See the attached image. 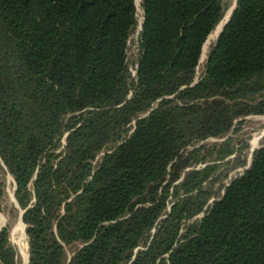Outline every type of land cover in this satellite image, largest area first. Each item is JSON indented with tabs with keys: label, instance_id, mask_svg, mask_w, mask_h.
<instances>
[{
	"label": "trees",
	"instance_id": "trees-1",
	"mask_svg": "<svg viewBox=\"0 0 264 264\" xmlns=\"http://www.w3.org/2000/svg\"><path fill=\"white\" fill-rule=\"evenodd\" d=\"M137 2L0 0V211L8 173L29 264H264V0L204 64L223 0Z\"/></svg>",
	"mask_w": 264,
	"mask_h": 264
},
{
	"label": "rangeland",
	"instance_id": "rangeland-1",
	"mask_svg": "<svg viewBox=\"0 0 264 264\" xmlns=\"http://www.w3.org/2000/svg\"><path fill=\"white\" fill-rule=\"evenodd\" d=\"M223 3L226 5V13L224 16V20L228 16V14H232V11L235 9L236 6V0H223ZM138 5V17H141V4L140 1L137 2ZM140 5V6H139ZM140 21V19H139ZM221 22V23H222ZM220 26V25H219ZM218 26V27H219ZM216 31V30H215ZM215 32L210 36L208 39L207 43L204 46V51H203V56H202V64H204L207 55L210 51V48L213 43L216 42L217 38L214 36ZM137 33L133 37V42L131 44V54L136 55L137 54ZM133 73H135V70L132 68ZM201 73V68L198 70V75ZM256 120H262L263 125H264V118L263 117H257L255 118ZM264 141V127L256 130L252 134L251 140L249 141L250 143V149H249V154H248V166L251 161V156H252V151L255 148L261 147ZM255 147V148H254ZM245 168H240L237 169L236 171L232 172L229 175V178L224 182V184H228L233 178L236 176H239ZM2 178L6 182V196L3 202V210L0 211V227L1 228H9L10 229V240L11 243L16 247L18 250L21 258H22V264H27L29 260V243H28V238L26 234V226L24 223L23 226L20 225L21 221V213L19 214L18 211H15L13 207L16 205V199H15V182L13 178L8 174V173H2L1 174ZM223 192L220 193V195ZM217 198H214L210 201V204ZM203 215L197 217V218H202ZM19 228V229H18Z\"/></svg>",
	"mask_w": 264,
	"mask_h": 264
},
{
	"label": "water",
	"instance_id": "water-1",
	"mask_svg": "<svg viewBox=\"0 0 264 264\" xmlns=\"http://www.w3.org/2000/svg\"><path fill=\"white\" fill-rule=\"evenodd\" d=\"M136 1H137V0H136ZM237 3H238V0H236V6H235V9L232 11V14H231L230 18H229V20L226 22V24L224 25V27H223L221 33L224 31V29L226 28V26H227L228 23L230 22L231 17H232V15L234 14V12H235V10H236V8H237ZM140 4H141V1H140ZM142 26H143V23L141 24V29H142ZM141 29H140V30H141ZM221 33H220V34H221ZM260 148H261V147H258V148H256V149H254V150L252 151V154H254V152H255L256 150L260 149ZM249 166H250V164H249ZM249 166H248V167H249ZM248 167H247V168H248ZM22 215H23V212L21 213V221H22V223H23ZM27 264H29V260H28V263H27Z\"/></svg>",
	"mask_w": 264,
	"mask_h": 264
},
{
	"label": "bare ground",
	"instance_id": "bare-ground-1",
	"mask_svg": "<svg viewBox=\"0 0 264 264\" xmlns=\"http://www.w3.org/2000/svg\"><path fill=\"white\" fill-rule=\"evenodd\" d=\"M138 1H141V0H138ZM139 6H140V5H139ZM230 16H231V14H228V16L226 17L225 21H223V22L220 24V26L216 29L215 34H214L215 37H218V36L220 35V33H221V31H222L224 25H225L226 22L229 20ZM254 148H255V147H254ZM255 149H256V148H255ZM20 225L23 226L22 222L20 223ZM18 229H19V228H18Z\"/></svg>",
	"mask_w": 264,
	"mask_h": 264
},
{
	"label": "built area",
	"instance_id": "built-area-1",
	"mask_svg": "<svg viewBox=\"0 0 264 264\" xmlns=\"http://www.w3.org/2000/svg\"><path fill=\"white\" fill-rule=\"evenodd\" d=\"M139 19H140V28H139V31H140V29H141V24H142V22H143V11L141 12V17H140ZM139 31H138V34H139ZM201 62H202V60H201Z\"/></svg>",
	"mask_w": 264,
	"mask_h": 264
}]
</instances>
